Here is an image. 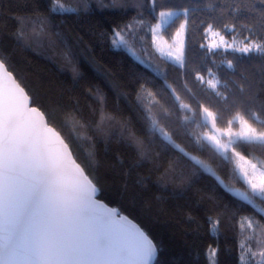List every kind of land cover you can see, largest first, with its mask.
<instances>
[{"label":"trees","instance_id":"trees-1","mask_svg":"<svg viewBox=\"0 0 264 264\" xmlns=\"http://www.w3.org/2000/svg\"><path fill=\"white\" fill-rule=\"evenodd\" d=\"M59 2L71 10H54L57 0H0V60L98 197L147 233L153 264H264V193L251 189L236 163L243 157L264 167V145L221 150L206 138L212 128L203 118L207 108L216 128L237 129L239 113L264 131V53L206 44L211 25L228 40L264 45V3ZM168 10L176 14L164 38L186 24L182 64L152 43V27Z\"/></svg>","mask_w":264,"mask_h":264},{"label":"snow or ice","instance_id":"snow-or-ice-1","mask_svg":"<svg viewBox=\"0 0 264 264\" xmlns=\"http://www.w3.org/2000/svg\"><path fill=\"white\" fill-rule=\"evenodd\" d=\"M57 9L71 10L59 0L54 5ZM160 15L168 23L164 18L174 14ZM234 50L264 53V45L248 43ZM176 59L182 63V55ZM210 84L215 89L216 84ZM13 85L6 88L0 81V264H152L156 256L152 241L96 199L93 182L65 153L51 147L48 134H55L43 123V114L30 106L23 88L14 81ZM204 112L215 124V114L207 108ZM234 119L240 121L241 130L229 129L228 134L236 137L229 144L264 145V131L258 132L239 113ZM251 119L259 122L256 115ZM159 131L170 139L163 129ZM207 139L217 148L227 147L215 137ZM252 187L255 191L256 185ZM259 191L264 193V187Z\"/></svg>","mask_w":264,"mask_h":264},{"label":"rangeland","instance_id":"rangeland-1","mask_svg":"<svg viewBox=\"0 0 264 264\" xmlns=\"http://www.w3.org/2000/svg\"><path fill=\"white\" fill-rule=\"evenodd\" d=\"M165 13L167 12H171L174 15L171 18H164V19H168V23L169 21L175 16L176 12L173 10H168V11H163ZM162 13V12H161ZM160 13V14H161ZM159 14V18L157 20V22L154 24V26L152 27V43L154 48L158 51L159 54H161L163 57L177 63V64H182L179 60L176 59V57L181 56L182 55V59H183V49H184V40H185V30H186V24L185 22H183L181 25H184V28L180 27L178 28V30L171 36L170 39H166L163 37L162 35V30L164 29V27L168 24V23H164L163 19L161 18V15ZM157 25H160L159 28H157ZM218 33V35H217ZM207 46L208 48L211 49H217V48H224V49H235V48H239V47H244L246 44V42L242 43V42H238L235 40H228L226 39L224 36H222L218 31L213 30V29H208L207 30ZM229 45H233V47H229ZM169 53L171 55H169ZM211 83H216L215 81H211ZM203 118L206 122H208V124L210 125L211 132L207 135V137H215L216 140H218L220 142V144L222 145H227V147L225 148H219L221 150H225V149H229L231 148V144H229V141H235L236 137L234 136H230L228 134L229 129H231V132L233 133H237L241 130V124L240 121L237 120L239 122V126L237 129H233V128H227V129H219L216 128L213 124L212 118L207 117V114L204 112L203 109ZM155 125L154 121H150L147 124L148 129H153ZM260 132V131H258ZM206 137V138H207ZM211 141L213 144H215L214 141ZM216 145V144H215ZM236 163L237 166L239 167L242 177L244 178L245 181H247L248 185L251 187V189L253 190L252 185L255 184L256 185V190L254 192H259V189L261 187H263L264 183V167L255 164L254 161L249 160L247 158H243L240 157L238 159H236ZM253 165H255L256 167L253 168Z\"/></svg>","mask_w":264,"mask_h":264},{"label":"water","instance_id":"water-1","mask_svg":"<svg viewBox=\"0 0 264 264\" xmlns=\"http://www.w3.org/2000/svg\"><path fill=\"white\" fill-rule=\"evenodd\" d=\"M114 35L116 37V39L118 40V43L121 44L123 43V39L121 37V35L116 31L114 30ZM0 64H3V68L0 69V81H3V84L5 85L6 88L8 87H13V81L16 85H19L21 88H23L19 83L18 81L15 79V77L13 76V74L6 68L5 64L0 60ZM145 68L150 71L154 76L158 77V73L150 66V65H145ZM9 74H11L9 76ZM24 92L26 93V91L24 90ZM27 94V93H26ZM28 95V94H27ZM30 98V97H29ZM30 106L31 107H35V106H32L31 105V99H30ZM37 108V107H35ZM38 111L40 113H42V111L37 108ZM43 114V113H42ZM43 123H45L47 125L48 128H51L52 129V132L55 134L53 135L52 133H49V137L52 141V144H51V147H53L54 149H59L62 153H65L66 154V158L69 162L71 161H74L75 164H78L80 166V168L83 170L84 172V175H86L89 179L90 177L86 174V172L84 171V169L81 167V165L75 160L72 152L70 151V148L68 146V144L65 142V140L62 138V136L60 135V133L54 128L52 127L51 125H49L47 123V120H46V117L45 115L43 114ZM60 141L63 142V144L60 143ZM64 145H66L67 147L65 148ZM91 180V179H90ZM92 181V180H91ZM94 184V183H93ZM95 185V184H94ZM96 187V186H95ZM97 188V187H96ZM96 199L100 201V203L104 204L106 207L108 208H111V209H115L118 214L120 216H124L127 221H129L131 223V225H134L137 229H139L141 232L144 233V235L149 239L151 240V238L147 235V233L140 227V225L134 221L133 219H131L129 216L123 214L120 212V210L118 208H115V207H112L108 204H106L103 200H101L99 197H98V189H97V193H96ZM152 241V240H151ZM153 243V241H152ZM154 244V243H153ZM156 256H157V250H156ZM156 256L154 258V260L152 261V264L154 263L155 259H156Z\"/></svg>","mask_w":264,"mask_h":264},{"label":"bare ground","instance_id":"bare-ground-1","mask_svg":"<svg viewBox=\"0 0 264 264\" xmlns=\"http://www.w3.org/2000/svg\"><path fill=\"white\" fill-rule=\"evenodd\" d=\"M119 33V32H118ZM116 40V39H115Z\"/></svg>","mask_w":264,"mask_h":264}]
</instances>
